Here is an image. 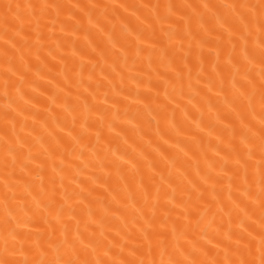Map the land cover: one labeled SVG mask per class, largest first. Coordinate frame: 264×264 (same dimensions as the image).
<instances>
[{
	"label": "bare ground",
	"instance_id": "1",
	"mask_svg": "<svg viewBox=\"0 0 264 264\" xmlns=\"http://www.w3.org/2000/svg\"><path fill=\"white\" fill-rule=\"evenodd\" d=\"M0 264H264V0H0Z\"/></svg>",
	"mask_w": 264,
	"mask_h": 264
}]
</instances>
